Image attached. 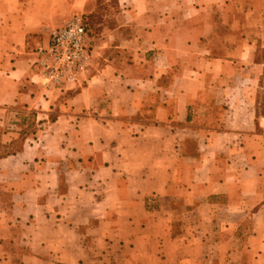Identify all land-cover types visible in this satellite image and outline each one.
<instances>
[{
	"label": "crops",
	"instance_id": "1",
	"mask_svg": "<svg viewBox=\"0 0 264 264\" xmlns=\"http://www.w3.org/2000/svg\"><path fill=\"white\" fill-rule=\"evenodd\" d=\"M96 6L0 0L2 144L6 114L34 124L0 157V264H102L88 234L118 264H264V0ZM74 14L89 70L44 88L35 49Z\"/></svg>",
	"mask_w": 264,
	"mask_h": 264
},
{
	"label": "built area",
	"instance_id": "2",
	"mask_svg": "<svg viewBox=\"0 0 264 264\" xmlns=\"http://www.w3.org/2000/svg\"><path fill=\"white\" fill-rule=\"evenodd\" d=\"M35 78L43 87L75 85L91 64L89 29L83 14H74L35 49Z\"/></svg>",
	"mask_w": 264,
	"mask_h": 264
},
{
	"label": "rangeland",
	"instance_id": "3",
	"mask_svg": "<svg viewBox=\"0 0 264 264\" xmlns=\"http://www.w3.org/2000/svg\"><path fill=\"white\" fill-rule=\"evenodd\" d=\"M114 1L115 0H97V5L96 9H100V10H109L112 11L115 7H114ZM86 21H87V25H88V29H89V33L92 30V24L93 21L92 19L89 18V16H87L86 14H83ZM43 87V86H42ZM44 88H51L50 86L44 87ZM5 122L6 121H10L11 124H19L21 126L20 129H17L16 131L18 132V136L11 141L12 142V146L7 147L8 145H4L1 142V138H2V134L3 132H6L8 130L7 127H12L13 130L16 129V127H14V125H4V128L2 130H0V145H2L5 148H1L0 147V153L2 151H6L7 150H12V149H18L20 148V143L22 142L23 138L26 135L31 134L32 132H34V124L32 122V117L30 114H21V115H12V114H6L4 117ZM3 193V194H1ZM9 193L6 191H2L0 190V201H1V206L0 208H2L3 210H6V206H8L9 204ZM1 211V210H0ZM178 222H176V224H174V231H177L179 229V225L177 224ZM94 225V221H90L88 227L92 228V226ZM12 233H16L18 232L19 228L17 227H12ZM84 232L85 228H84ZM87 239L84 241V245L90 255L89 258V262L92 263L96 262V259L99 258L100 261L102 262V264H118L119 262V258L115 255L114 251L116 250L118 245H115L113 242H101V243H97L92 241L91 239V234H88V236H86ZM114 245V247H113ZM11 247L12 249H16L17 247L14 246V244L11 243ZM20 249V248H19ZM142 264V263H141Z\"/></svg>",
	"mask_w": 264,
	"mask_h": 264
},
{
	"label": "trees",
	"instance_id": "4",
	"mask_svg": "<svg viewBox=\"0 0 264 264\" xmlns=\"http://www.w3.org/2000/svg\"><path fill=\"white\" fill-rule=\"evenodd\" d=\"M22 143V142H21ZM21 143H20V147H21ZM11 147L12 146V142L7 146V147ZM0 147L1 148H5V147H3L2 145H0ZM18 150H20V148H18V149H12V150H7L6 149V151L4 150V151H2L1 153H0V157H4V156H7V155H10V154H14V153H16Z\"/></svg>",
	"mask_w": 264,
	"mask_h": 264
}]
</instances>
